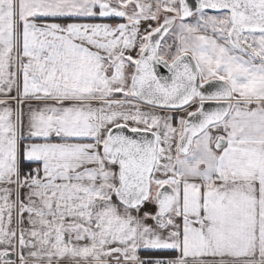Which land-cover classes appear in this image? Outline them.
<instances>
[{"label":"snow or ice","instance_id":"1","mask_svg":"<svg viewBox=\"0 0 264 264\" xmlns=\"http://www.w3.org/2000/svg\"><path fill=\"white\" fill-rule=\"evenodd\" d=\"M0 264H264V0H0Z\"/></svg>","mask_w":264,"mask_h":264}]
</instances>
